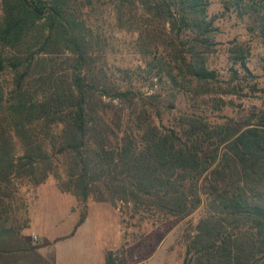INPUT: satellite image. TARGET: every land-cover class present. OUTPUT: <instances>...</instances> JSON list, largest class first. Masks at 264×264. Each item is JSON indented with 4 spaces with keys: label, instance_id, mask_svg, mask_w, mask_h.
Listing matches in <instances>:
<instances>
[{
    "label": "trees",
    "instance_id": "1",
    "mask_svg": "<svg viewBox=\"0 0 264 264\" xmlns=\"http://www.w3.org/2000/svg\"><path fill=\"white\" fill-rule=\"evenodd\" d=\"M219 4L208 15V0H0V264H51L47 242L24 239L18 191L49 177L77 203L163 228L201 207L182 264H264V107L209 120L264 94L248 68L264 0ZM104 13L134 62L100 50L91 17ZM228 19L248 39L227 41L217 66L215 22Z\"/></svg>",
    "mask_w": 264,
    "mask_h": 264
},
{
    "label": "rangeland",
    "instance_id": "2",
    "mask_svg": "<svg viewBox=\"0 0 264 264\" xmlns=\"http://www.w3.org/2000/svg\"><path fill=\"white\" fill-rule=\"evenodd\" d=\"M208 1V15L217 13L220 10L219 0ZM108 5L109 3L104 6L102 2L98 4L103 10H107ZM94 18L98 20L102 37L108 40V48L99 47L100 50H110V58H115L114 65H121L129 61L128 58L130 62H134L128 50L130 35L117 29L106 13L91 17L93 24ZM215 26L219 29L216 36L219 52L215 64L219 66L223 62L225 43L233 38L238 41L247 40L248 35L234 19L216 21ZM251 45L248 68L257 76L258 86L264 87V47L255 42ZM121 57L124 58L120 60ZM263 107L264 94L258 93L257 98L242 100L238 109L224 108L218 116L211 115L209 120L220 121L221 116L239 121L249 112H256ZM183 109L184 105L177 104L176 110ZM18 191L26 204L30 220L29 228L23 231L25 240L41 244L43 242L31 231L40 234L43 240L51 241V244L41 250L39 248L38 253L50 262L58 259L65 264H96L102 259L103 250L109 246L112 249L107 255L113 264H182L185 238L201 215L200 207L169 228L137 218L129 220L120 204L113 208L91 200L77 203L70 195L59 193L50 177L35 188L20 186ZM83 211L84 224L77 229L74 225L80 220ZM32 235H36L38 239L32 241ZM60 237L63 239L55 241ZM68 251L72 255H67Z\"/></svg>",
    "mask_w": 264,
    "mask_h": 264
},
{
    "label": "crops",
    "instance_id": "3",
    "mask_svg": "<svg viewBox=\"0 0 264 264\" xmlns=\"http://www.w3.org/2000/svg\"><path fill=\"white\" fill-rule=\"evenodd\" d=\"M84 220L85 219H83V221L82 222H80V223H76L74 226H75V228H79L80 226H82L83 224H84ZM76 229V230H77ZM73 231H74V227H73ZM73 231H72V233H73ZM32 233H35L38 237H39V239L42 241V242H49L48 243V245H45V246H42V247H40V250L42 249V248H45V247H47V246H49L50 244H51V241H45V240H43V238H42V236L40 235V234H38V233H36V232H33V231H31ZM32 233H30V234H32ZM36 235H34L35 237H36V239H38L37 238V236ZM69 236H71V235H69ZM24 239H26L25 237H24ZM63 239V237H60V238H56L55 239V241H59V240H62ZM111 249H112V247L111 246H109V247H107L106 249H104L103 250V253H102V259L101 260H99L96 264H107V257H108V255H107V253L108 252H110L111 251ZM40 252V251H39ZM41 255V254H40ZM67 255H72L71 254V252H69L68 251V253H67ZM43 257V256H42ZM43 258H45V257H43ZM46 259V258H45ZM151 259V258H150ZM47 260V259H46ZM48 261V260H47ZM48 262H50V261H48ZM51 264H65V263H63L62 261H60V260H58V259H54V261H52V262H50ZM113 263V262H112Z\"/></svg>",
    "mask_w": 264,
    "mask_h": 264
},
{
    "label": "water",
    "instance_id": "4",
    "mask_svg": "<svg viewBox=\"0 0 264 264\" xmlns=\"http://www.w3.org/2000/svg\"><path fill=\"white\" fill-rule=\"evenodd\" d=\"M107 264H113V263L111 262V260H110V257H109V256L107 257Z\"/></svg>",
    "mask_w": 264,
    "mask_h": 264
},
{
    "label": "built area",
    "instance_id": "5",
    "mask_svg": "<svg viewBox=\"0 0 264 264\" xmlns=\"http://www.w3.org/2000/svg\"><path fill=\"white\" fill-rule=\"evenodd\" d=\"M31 239H32V241H36L37 239H36V237L35 236H31Z\"/></svg>",
    "mask_w": 264,
    "mask_h": 264
}]
</instances>
